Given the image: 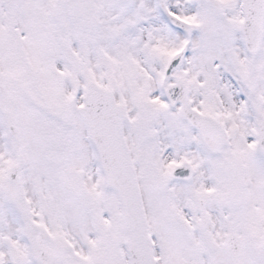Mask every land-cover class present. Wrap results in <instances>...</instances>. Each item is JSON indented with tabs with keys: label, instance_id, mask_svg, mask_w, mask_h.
Masks as SVG:
<instances>
[{
	"label": "snow or ice",
	"instance_id": "obj_1",
	"mask_svg": "<svg viewBox=\"0 0 264 264\" xmlns=\"http://www.w3.org/2000/svg\"><path fill=\"white\" fill-rule=\"evenodd\" d=\"M0 264H264V0H0Z\"/></svg>",
	"mask_w": 264,
	"mask_h": 264
}]
</instances>
